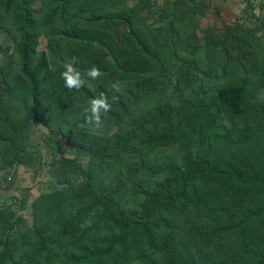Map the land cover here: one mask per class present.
<instances>
[{"label":"rangeland","instance_id":"obj_1","mask_svg":"<svg viewBox=\"0 0 264 264\" xmlns=\"http://www.w3.org/2000/svg\"><path fill=\"white\" fill-rule=\"evenodd\" d=\"M82 1L31 0L38 27L50 10L55 11L45 25L46 34L40 29L24 30L14 38L9 18L4 16L0 22V232L18 250L29 248L18 243V234L30 231L32 206L39 197V203L43 200L54 215L61 208L63 216L53 235L64 245L107 233L102 210L82 193L85 175L76 164L79 162L85 169L88 154L72 145L70 134L81 130L99 135L121 132L135 125L131 118L142 110L159 106L172 122V128H167L160 116L155 119V108L154 116L145 122L149 130L155 120L158 128L172 133L173 138L185 137L201 149L211 145L223 159L231 158V152L233 162L238 164L247 156V166L264 175V132H253L257 124L264 131L263 2L255 13L251 11L252 2H248L252 0H242L246 10L236 16H222L217 9L215 14L202 12L197 16L187 10L149 11L143 7L126 13L122 10L124 3L119 10L107 6L105 0H94L90 6L88 2L87 7L95 8L91 12L86 5L80 6ZM148 2L151 1L139 0L141 6ZM84 16L87 20L80 21ZM8 28L13 38L4 37ZM92 33L100 40L105 33L117 44L111 45L117 53L115 62L110 61L113 57L101 43L94 44L89 39L85 43L86 38L77 36ZM124 41L129 42L121 45ZM37 61L44 65L41 73L62 72L64 63L71 61L82 74L96 66L103 75L99 80H90V87L68 89L69 101L64 100L54 77H49L32 108L22 70H29ZM240 78L247 79L244 108L229 117L210 97L219 84ZM113 83L119 84V92L112 88ZM101 90L107 93L112 109L102 117L103 127L96 129L83 122L89 100L99 96ZM58 95L59 101L51 100ZM114 95L117 99L112 101ZM25 120L29 122L27 128H23ZM139 133L144 138V133ZM134 141L137 150L157 147L163 159L179 162L174 140ZM107 143H101L103 155L122 148L114 140ZM16 156L20 158L18 162L14 161ZM128 180L131 185L126 184ZM135 181L132 178L116 183L92 172L91 186L98 195L118 192L130 197ZM218 183L215 178L200 175L196 188L212 192L218 189ZM157 193L154 200L163 198L162 190ZM215 199L209 206L188 205L159 219L152 245L139 243L141 246L134 245L132 253L141 250L151 262L160 264L164 259L162 239L171 235L182 255L191 256L199 264L253 261V253L264 250V184L249 192L227 187L221 198ZM133 208L130 205L129 210ZM128 264L145 263L131 258Z\"/></svg>","mask_w":264,"mask_h":264},{"label":"trees","instance_id":"obj_2","mask_svg":"<svg viewBox=\"0 0 264 264\" xmlns=\"http://www.w3.org/2000/svg\"><path fill=\"white\" fill-rule=\"evenodd\" d=\"M93 1L83 0L80 6L86 5L87 11L95 12L94 7H90L91 9L87 7L88 2L90 6ZM99 1L101 2V0ZM105 4L121 10V0H105ZM122 10H127L126 13L136 11L133 7L125 8L124 6ZM58 11L61 14L63 10L59 7ZM54 12V10H50L42 20L43 25L38 27L31 9V0H0V22L4 16L9 18V26L15 31L14 38L18 35V32L24 30L40 29L46 34L48 28L45 25L51 20ZM92 15H88L89 18ZM85 20H87V17L84 16L80 21L85 22ZM5 32L9 38H13L9 33V28ZM94 35V33L91 36L77 34L81 39L86 38L85 43L87 39L92 40L91 43L94 44L101 43L110 56L113 57L110 61L115 62L117 53L115 49L112 50L111 45L116 43L114 44L111 37L105 33L102 34L104 37L101 40L95 39ZM128 42L124 41L120 44L124 45ZM121 54L124 55L122 49ZM43 69V63L37 61L29 70H22L31 107L36 106L38 97L42 94L41 87L49 77H54V83L62 90L61 95L64 100L69 101L68 88L65 87L61 78V72L58 71L54 74V72L45 71L41 73ZM246 82V78H240L221 83L216 86L210 99L215 106L225 111L229 117L237 115L244 108ZM98 94L107 95L104 90L99 91ZM58 96L53 97L51 100L57 101L58 99L59 101L61 98ZM47 104L52 105L51 109L54 108L52 103L47 102ZM154 112L157 113L155 119L156 116H160L165 121L163 125L172 128L171 120L164 115L163 109L157 106L140 111V115L137 113V117L131 118L135 125H130L121 132L99 135L81 130L70 134L73 139L72 145L86 151L88 154L85 169L79 162L76 164L77 169L85 175L82 193L88 195L92 205L98 206L102 210L100 213L105 216L102 220L103 228L107 233L101 234L97 238L73 240L64 245L60 239L53 235V231L63 216L61 208L58 207V214L54 215L43 200L39 203L42 198L39 197L32 206L34 209L31 215L30 231L18 234V243L21 246H29V248L18 250L16 245L12 246L6 242L3 232H0L1 263L7 261L6 264H104L109 261L110 264H128L131 258H135L145 264H154L145 252L139 250L132 253V249L134 245L142 242L146 244V247L152 245L159 219H164L175 211H182L188 205L195 207L209 206L213 199L221 198L227 187L234 188L237 191L249 192L264 184V175L258 174L251 166H247L250 163L247 156L239 159L238 164L233 162L234 157L231 152L229 154L231 158L223 159L221 158L222 154L214 151L211 145L206 149H201L185 137L173 138L172 133L161 131L155 120L151 121L152 130H149L145 122H148L149 118L154 116ZM28 125L29 122L25 120L23 128H27ZM261 127V124H257L253 132L263 133ZM55 131L60 134L56 127ZM139 131L144 133V138H141ZM66 133L64 134L67 136L69 133ZM161 138L177 142L178 163L159 156L157 147L149 146L146 150H137L138 144L134 141V139H142L145 142H150ZM110 140H114L122 148L115 153L111 152L103 155L101 143L102 141L107 143ZM19 159L16 156L14 161L18 162ZM92 172H99L116 183L133 178V180H136L135 184L132 185L133 192L128 194L130 197L118 192L98 195L92 190ZM156 175L158 176L156 179L151 180L149 178ZM200 175L207 179H217L219 182L218 189L212 192L207 189H197L196 183ZM126 184L131 185L130 180ZM120 190L122 191V188ZM159 190L163 191V198L154 200L153 197L158 194L157 191ZM130 205L134 207L131 210H129ZM136 208H140L141 212H137ZM161 245L164 259L160 264H199L191 256L186 258L182 255L173 236H165ZM253 254L255 259L243 264H264L263 249Z\"/></svg>","mask_w":264,"mask_h":264},{"label":"crops","instance_id":"obj_3","mask_svg":"<svg viewBox=\"0 0 264 264\" xmlns=\"http://www.w3.org/2000/svg\"><path fill=\"white\" fill-rule=\"evenodd\" d=\"M148 1V0H147ZM151 2H148L144 6H141L139 3V0H132L131 2L127 0H121V3H124V7L127 8L133 7L135 10H138L140 8H145L149 11H154L156 8H158L157 11H165V12H181L184 13L186 10L190 13H193L197 16H201L202 12L205 13H211L215 14V10L217 9L219 11L220 15H237V13L242 12L244 13L246 9L242 5V0H150ZM155 4V6H152V4ZM252 2V13H255L256 10H260V3H264V0H252L248 1ZM247 2V6H248ZM144 3V2H142ZM264 8V6H263ZM244 15V14H240ZM4 37L9 38L7 35L4 34ZM3 37V38H4ZM45 146V144H44ZM46 148V146H45Z\"/></svg>","mask_w":264,"mask_h":264},{"label":"clouds","instance_id":"obj_4","mask_svg":"<svg viewBox=\"0 0 264 264\" xmlns=\"http://www.w3.org/2000/svg\"><path fill=\"white\" fill-rule=\"evenodd\" d=\"M60 75L66 88L79 90L81 87H90L89 81L99 80L103 74L96 66L90 67L86 74H82L71 61H67L64 63L63 71ZM112 88L116 92L121 90L117 83H113ZM116 99L117 97L114 95L112 101ZM88 104L89 107L86 109L88 115L84 118V125H89L96 129L102 128L104 124L102 117H105L111 111L112 103L109 102V98L105 94H101L89 100Z\"/></svg>","mask_w":264,"mask_h":264},{"label":"built area","instance_id":"obj_5","mask_svg":"<svg viewBox=\"0 0 264 264\" xmlns=\"http://www.w3.org/2000/svg\"><path fill=\"white\" fill-rule=\"evenodd\" d=\"M244 1H246V0H244Z\"/></svg>","mask_w":264,"mask_h":264}]
</instances>
